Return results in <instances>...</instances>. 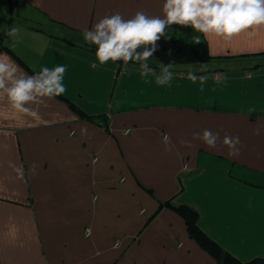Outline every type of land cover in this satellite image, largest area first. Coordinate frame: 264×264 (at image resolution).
Here are the masks:
<instances>
[{
  "label": "crops",
  "instance_id": "1",
  "mask_svg": "<svg viewBox=\"0 0 264 264\" xmlns=\"http://www.w3.org/2000/svg\"><path fill=\"white\" fill-rule=\"evenodd\" d=\"M163 3L0 0V54L27 76L67 69L66 91L28 111L0 98V263L219 264L167 200L198 210L239 259L264 258V25L231 38L196 31L208 71L173 66L165 85L138 62L100 64L84 40L106 14L163 17ZM205 129L219 133L215 148L193 137ZM226 135L239 137L238 155Z\"/></svg>",
  "mask_w": 264,
  "mask_h": 264
},
{
  "label": "clouds",
  "instance_id": "2",
  "mask_svg": "<svg viewBox=\"0 0 264 264\" xmlns=\"http://www.w3.org/2000/svg\"><path fill=\"white\" fill-rule=\"evenodd\" d=\"M162 12L163 17L149 16L143 10H138L128 19L119 12H111L100 18L91 29L84 31V40L97 46L95 55L100 64L109 60L123 61L125 65L129 61L139 62L142 77L153 75L158 85H165L170 84L173 77L171 64L161 62L157 74L147 61L158 50L157 42L165 35L168 26H191L205 35L215 33L231 38L253 26L264 25V0H164ZM18 31L12 28L7 35L15 37ZM141 46H145L143 51H138ZM66 70L63 65L52 69L43 67L40 72L27 76L20 72L10 57L0 54V98L6 96L16 109L28 111L30 102L58 96L66 91L62 82ZM200 71H208L207 64L202 63ZM246 76L251 78V73ZM187 79L193 82L199 79L203 84L208 77H197L189 71ZM213 79L219 83L226 77L218 74ZM254 134H259V130H255ZM193 137L202 140L209 148H215L219 133L205 129L202 134L193 133ZM163 142L166 150L170 151L171 140L167 134L163 135ZM223 143L229 147V156L239 154L236 147L240 144L238 136L226 135ZM187 170V165L181 169Z\"/></svg>",
  "mask_w": 264,
  "mask_h": 264
},
{
  "label": "trees",
  "instance_id": "3",
  "mask_svg": "<svg viewBox=\"0 0 264 264\" xmlns=\"http://www.w3.org/2000/svg\"><path fill=\"white\" fill-rule=\"evenodd\" d=\"M195 32L196 30L191 26L177 24L168 26L165 30V35L157 42L158 50L149 58L147 63L155 67H158L161 62L165 65L171 64V67H178L209 61L212 56L209 52L208 43L206 39L198 40ZM144 47L141 46L138 51H143ZM5 48L7 47L5 46ZM161 205L171 206L182 215L190 236L216 257L219 264H264V258L243 261L224 249L219 242L211 238L201 227L200 214L195 208L189 205H174L171 200L164 201Z\"/></svg>",
  "mask_w": 264,
  "mask_h": 264
}]
</instances>
